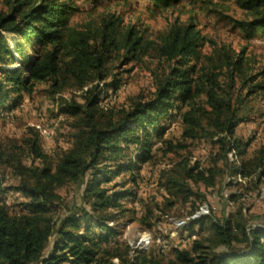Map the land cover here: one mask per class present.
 <instances>
[{
  "label": "trees",
  "instance_id": "trees-1",
  "mask_svg": "<svg viewBox=\"0 0 264 264\" xmlns=\"http://www.w3.org/2000/svg\"><path fill=\"white\" fill-rule=\"evenodd\" d=\"M66 1L4 0L5 9H0V33L15 37L10 46L0 35V111L13 109L23 93L29 95L36 84L46 83V93L58 114L71 119L73 131L69 148L53 162L41 151L38 131L33 129L23 140L24 148L13 146L6 152L0 145V165L19 178L15 191L26 198L16 212L0 198V264H264V216L242 208H227L218 218L209 210L204 217L208 235L168 252L159 245L132 250L106 224L130 211L125 202L136 194L124 184H134L139 166L153 158L151 138L159 142L163 154L173 150L159 120L179 106L185 109L179 114L181 139L205 137L216 147L205 168L182 159L162 175L169 197L191 200L187 217L207 203L205 194L189 182L213 188L223 174L230 179L240 175L249 184L254 181L246 190L258 189L264 178V146L243 159L250 142L235 131L251 119L249 99L264 98V67L251 74L243 65L242 52L235 55L223 48L216 56L199 55L203 38L192 24H172L159 41L146 39L134 25L118 33L113 18L95 29H78L69 24L76 8ZM148 1L158 8L178 2ZM233 2L249 17L237 23L248 38L264 31V0ZM146 55L163 65L153 72L150 98L134 100L116 112L100 107L104 91L119 88L118 80L102 83L114 56L129 63ZM66 87L80 91L83 102L63 98L60 93ZM129 147L134 148L132 156L127 155ZM26 158L30 165L23 163ZM35 160L40 163L33 165ZM127 172L132 173L127 182L102 185ZM2 183L0 175V195ZM66 184L81 188L82 206L67 207L69 214L56 226V209L64 205L56 190ZM229 198L235 201L237 196ZM144 219L138 223L144 225ZM202 222L191 221L182 231L190 235Z\"/></svg>",
  "mask_w": 264,
  "mask_h": 264
},
{
  "label": "rangeland",
  "instance_id": "rangeland-1",
  "mask_svg": "<svg viewBox=\"0 0 264 264\" xmlns=\"http://www.w3.org/2000/svg\"><path fill=\"white\" fill-rule=\"evenodd\" d=\"M62 1L66 0H60ZM67 3L76 8L69 24L78 29L84 27L95 29L101 21L113 18L117 21L118 33L124 31L126 26L134 25L146 39L159 41L172 24H192L203 38L198 49L199 55L216 56V52L223 48L235 55L242 52L245 60L243 65L250 69L251 74L260 72L264 67V31L258 30L248 38L245 31L237 27V23L248 21L249 17L236 7L233 0H178L175 5L166 8L155 7L148 0H69ZM0 9H5L4 0H0ZM0 35L5 37L8 45H13L14 36L4 32ZM25 50L28 55H33L32 49L25 47ZM16 60L20 62L18 57ZM162 68L163 65L153 55H146L138 61L129 63L114 56L108 64L107 77L102 83L109 84L118 80L119 88L115 92L106 89L101 95L100 107L106 111L116 112L129 108L134 100L149 99L153 91V72ZM262 83L264 85V79ZM46 90V83L36 84L29 95L24 93L21 95L13 109L0 111V145L6 152L13 146L24 148L23 140L30 136L31 129L38 131L39 147L50 161H55L61 152L69 148L72 142L73 131L70 128L72 121L58 114L56 105ZM60 95L68 100L83 102L80 91L73 87L64 88ZM10 98L13 99V96ZM246 105L253 110L250 112L251 119L240 124L235 131L237 137L250 142L243 159L260 146H264V98L251 97ZM184 110L179 106L178 110L169 112L166 117L159 120L165 129L163 138L174 145L173 150L163 154L159 149V142L151 138L153 158L139 166L134 184H124V188L133 190L136 194L132 201L125 202L124 206L130 211L121 216L116 223L106 221L115 232L116 238L126 242L132 250H146L159 245L168 252L173 246L187 248L186 241L191 242L208 235V220L204 218L208 214L203 219L195 220L203 222L202 225L194 227L190 235L187 231H182V228L191 222L187 220L191 217H187L191 200L184 203L181 198H171L162 186L166 179L162 177L163 173L173 165L185 159L190 165L197 162L201 168H205L208 166V156L216 150L209 138L181 139L179 114ZM133 153L134 148L129 147L127 155L132 156ZM24 160L25 165L31 164L27 158ZM39 163V160H35L33 165ZM130 174L132 173L121 174L102 185L110 187L113 184H123L127 182ZM0 175L4 188L0 198L8 210L12 212L21 210V204L26 198L15 191L19 186V178L10 168L3 165H0ZM251 182L254 183L253 180ZM253 183L249 184L248 180L241 178L240 175L230 179L226 174L217 178L213 188L189 182L192 189L205 194L207 202L205 205L209 206V210L217 218L226 212L227 208L229 210L242 208L248 214L264 216V178L258 189L246 190L252 189ZM56 194L64 204L55 212L54 219L58 226L59 220L69 214L67 207L82 206L81 188L75 184H66L57 189ZM229 194H234L237 199L231 201ZM142 218H145L144 225L138 223V219ZM148 225L150 228H147ZM261 226L264 228V223ZM53 240V237L50 238L46 253L50 251ZM131 255L134 256L133 252Z\"/></svg>",
  "mask_w": 264,
  "mask_h": 264
},
{
  "label": "built area",
  "instance_id": "built-area-1",
  "mask_svg": "<svg viewBox=\"0 0 264 264\" xmlns=\"http://www.w3.org/2000/svg\"><path fill=\"white\" fill-rule=\"evenodd\" d=\"M209 213V206L206 204L199 207V209L190 217L191 221L198 220L200 218H203L205 215Z\"/></svg>",
  "mask_w": 264,
  "mask_h": 264
}]
</instances>
